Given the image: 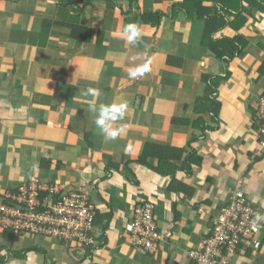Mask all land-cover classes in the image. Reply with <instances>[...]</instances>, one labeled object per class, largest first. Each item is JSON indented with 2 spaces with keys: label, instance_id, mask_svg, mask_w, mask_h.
I'll list each match as a JSON object with an SVG mask.
<instances>
[{
  "label": "crops",
  "instance_id": "0c3cea01",
  "mask_svg": "<svg viewBox=\"0 0 264 264\" xmlns=\"http://www.w3.org/2000/svg\"><path fill=\"white\" fill-rule=\"evenodd\" d=\"M182 3L0 0V193L34 179L84 193L104 217L97 219L91 255L52 242L50 251L32 246L44 255L23 252L25 258L17 259L7 252L6 264H190L188 252L208 236L212 219L238 185L264 214V155H257L259 139L250 127L264 87L257 72L264 60V12L248 18L241 32L249 46L225 66L201 46L204 21L189 19L192 12ZM154 14L162 15L159 25L151 21ZM130 22L144 32L136 45L123 37ZM168 57L181 59V68H169ZM149 61V72L129 78L130 67ZM203 75L219 78L218 116L194 112L205 94ZM90 87L100 90L97 108L128 102L125 119L113 125L127 124L126 134L109 140L101 133L98 112L89 110ZM181 120L189 123L176 122ZM148 143L184 154L167 153L161 165L163 157L152 149L155 155L139 165ZM147 201L155 205L160 234L152 256L135 249L126 232L134 209ZM258 238L257 251L240 247L229 264H258L264 227ZM2 246L14 254L31 247L0 233Z\"/></svg>",
  "mask_w": 264,
  "mask_h": 264
},
{
  "label": "built area",
  "instance_id": "2783aa9c",
  "mask_svg": "<svg viewBox=\"0 0 264 264\" xmlns=\"http://www.w3.org/2000/svg\"><path fill=\"white\" fill-rule=\"evenodd\" d=\"M256 120L260 126L255 132L259 140L256 151L264 155V89L256 106ZM254 125L251 122L250 127ZM16 191V192H15ZM0 193V231L23 232L30 238H44L64 242L71 250L96 247L94 220L96 209L81 192H65L58 186L40 184L31 179L16 190ZM41 194H46L44 198ZM155 206L147 201L133 211L126 231L132 243L154 252L159 235L154 220ZM258 212L252 208L245 193L238 185L229 201L220 207L212 219L206 238L188 252L190 264H229L231 257L241 247L257 251L261 246L259 231H254L252 221Z\"/></svg>",
  "mask_w": 264,
  "mask_h": 264
},
{
  "label": "trees",
  "instance_id": "16d2710c",
  "mask_svg": "<svg viewBox=\"0 0 264 264\" xmlns=\"http://www.w3.org/2000/svg\"><path fill=\"white\" fill-rule=\"evenodd\" d=\"M215 3L218 4V7H209L206 6V3ZM183 6V8L188 9L192 12V15H190L189 19L191 20H203L204 21V27H203V34H202V40H201V46L207 50V52L218 62H221L225 66H227L233 59L238 58L242 56V54L245 52L247 47L249 46V42L246 39V37L242 34V29L245 27V24L247 23L248 18H254L255 14H262L264 12V4L260 2V0H183V3L180 5ZM161 14H154L153 17H151L152 22L155 24L160 23ZM172 19V17H170ZM78 30V29H73ZM231 31L233 33L232 36L224 34L225 31ZM83 33L85 34L87 39L88 30H83ZM261 46V45H260ZM181 59H176L174 57H168L167 59V66L171 69L178 70L181 68L182 65ZM258 78H262L264 75V60L261 62V64L258 67ZM227 76H229V72L226 73ZM217 81H219V78ZM216 79H213L209 75H203L202 76V82L204 84V91L205 94L202 99H199L197 101L196 107H195V113H210L212 112L214 116H218L219 110H220V104L217 101V97L215 96L217 94V81ZM264 89V87H263ZM251 122L254 123L252 126V131L255 133L258 130V127L260 126L259 122L256 120V109L251 110ZM178 123L182 124H188L189 121L181 120L176 121ZM201 132H203L204 129H200ZM261 137H259V140ZM142 155L140 156V159L138 163L139 165L146 164V160L148 158H151V156L155 155L152 154V149L158 151V154H161L163 158H160L161 165H165L167 160L164 159V156L167 153H177L179 156L180 154H184V150H178L175 148H168V147H161L156 146V144L148 143L143 148ZM161 149L163 151H161ZM161 151V152H160ZM164 153V154H163ZM170 157V156H169ZM172 158L176 159L179 158L178 156H172ZM43 161V165L45 169H47L50 165L46 164ZM118 165L111 164V169H117ZM167 166V165H166ZM187 169L190 170L189 166H186ZM174 172V171H173ZM187 172V171H185ZM173 176V174H171ZM173 188V184H172ZM16 190V189H15ZM14 190V191H15ZM16 192V191H15ZM46 194H41V197L44 198ZM142 205H139L137 207H140ZM155 206V205H154ZM136 207V208H137ZM175 204H173L172 212H173V219L174 221L179 220V213H177L175 209ZM155 213V210H154ZM98 217L100 220L104 218L102 215H98L96 211V217L94 220L95 227L97 226V219ZM127 232V231H126ZM4 239L8 242H14L17 237L20 236H27L23 232H15L13 230H5L0 231ZM159 233V231H158ZM29 237V236H27ZM30 238V237H29ZM34 239V238H33ZM44 239V238H42ZM49 240V239H47ZM51 242H58L54 240H49ZM160 240H158L156 250L159 246ZM264 242V241H263ZM59 244L65 246L67 249H70L66 246L64 242H58ZM262 243V242H261ZM133 244V243H132ZM135 249L142 250L147 255H154L156 250L152 253L149 251H146L143 246H139L137 244H133ZM86 254L91 255L93 251H95V247H89L85 248ZM5 252L6 255L2 256L1 253ZM7 252H9L10 256L17 259L25 258L26 254L34 253L38 255H44L42 250L38 249L37 247H30L27 250L19 252V254H14L15 252L12 250H7V247L2 246L0 247V264H6L7 258L9 255H7ZM23 252L25 255H23Z\"/></svg>",
  "mask_w": 264,
  "mask_h": 264
},
{
  "label": "clouds",
  "instance_id": "9594fccd",
  "mask_svg": "<svg viewBox=\"0 0 264 264\" xmlns=\"http://www.w3.org/2000/svg\"><path fill=\"white\" fill-rule=\"evenodd\" d=\"M143 36L144 32L139 24L135 22H130L124 25L123 37L126 39V42L128 44H138L142 40ZM150 70L151 69L149 61L142 66L130 67L128 69V76L129 78L135 80L137 78L143 77ZM88 94L93 97L92 100L88 101L89 110L94 113L98 112L95 124L100 129L101 133L105 136V138L109 140H115L118 137L126 134V130L128 128L127 124H121L117 127H114L113 125L116 124L117 121H122L125 119L126 114L129 111L128 102H113L111 104L101 103L97 108L96 98L100 96V90L97 88L90 87L88 89ZM262 227H264V214L257 213L254 217V220L252 221V228L254 231H259ZM158 235L160 240V234L158 233Z\"/></svg>",
  "mask_w": 264,
  "mask_h": 264
},
{
  "label": "rangeland",
  "instance_id": "374dc122",
  "mask_svg": "<svg viewBox=\"0 0 264 264\" xmlns=\"http://www.w3.org/2000/svg\"><path fill=\"white\" fill-rule=\"evenodd\" d=\"M16 243H20L21 247H29V246H37V247H43L44 249H48L53 250V249H49V247L51 246H55V243H52L51 241L47 240V239H42V238H29L27 236H20V238L16 239ZM58 243V242H57ZM64 254V252L62 251V255ZM60 257H62L61 255H59Z\"/></svg>",
  "mask_w": 264,
  "mask_h": 264
},
{
  "label": "water",
  "instance_id": "95a60500",
  "mask_svg": "<svg viewBox=\"0 0 264 264\" xmlns=\"http://www.w3.org/2000/svg\"><path fill=\"white\" fill-rule=\"evenodd\" d=\"M258 264H264V258H262Z\"/></svg>",
  "mask_w": 264,
  "mask_h": 264
}]
</instances>
